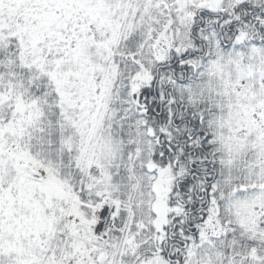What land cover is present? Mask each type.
I'll return each mask as SVG.
<instances>
[{"label":"snow or ice","instance_id":"1","mask_svg":"<svg viewBox=\"0 0 264 264\" xmlns=\"http://www.w3.org/2000/svg\"><path fill=\"white\" fill-rule=\"evenodd\" d=\"M0 264H264V0H0Z\"/></svg>","mask_w":264,"mask_h":264}]
</instances>
